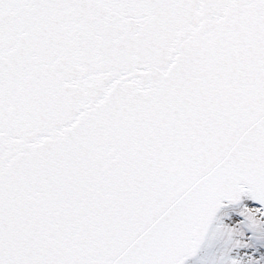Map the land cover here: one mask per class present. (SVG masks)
<instances>
[{"label": "snow or ice", "instance_id": "1", "mask_svg": "<svg viewBox=\"0 0 264 264\" xmlns=\"http://www.w3.org/2000/svg\"><path fill=\"white\" fill-rule=\"evenodd\" d=\"M0 264H264V0H0Z\"/></svg>", "mask_w": 264, "mask_h": 264}]
</instances>
